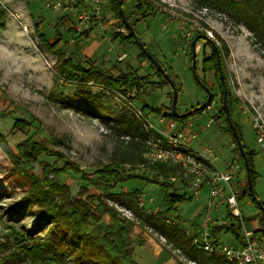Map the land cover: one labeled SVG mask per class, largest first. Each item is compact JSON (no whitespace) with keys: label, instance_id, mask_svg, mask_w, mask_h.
<instances>
[{"label":"rangeland","instance_id":"1","mask_svg":"<svg viewBox=\"0 0 264 264\" xmlns=\"http://www.w3.org/2000/svg\"><path fill=\"white\" fill-rule=\"evenodd\" d=\"M147 1L150 5L141 13H133L137 0H123L122 8L125 14L131 15L129 23L133 24L136 36L147 52L162 64L178 90L177 110L184 113L206 99V93L191 72L190 43L197 35L206 36L208 40L199 39L195 45V73L213 93L212 101L205 109L182 123L154 114L147 116L148 121L155 127L167 129L170 125L174 130L188 128L195 132L190 146L215 149L217 168L226 171L230 165L232 186L237 191L244 187L246 170L243 162L229 134L220 130L222 100L216 77L214 73L201 70V62L211 55V43H214L222 56L227 98L234 106L231 117L239 125L242 143L256 153L253 166L257 177L252 190L264 206V142H256L257 129L264 130L263 53L244 27L213 12L197 9L191 0ZM18 2L27 6L31 18L22 11L21 4L22 8L13 10ZM56 4L57 8L54 7ZM0 6L4 9L0 20V135L3 140L0 144V264H31L26 257L13 253L16 245L11 238L13 232L19 230L50 242L54 253L61 256L62 264H114L98 247L87 238L76 236L62 221L53 224L43 221L45 208L32 196V180L39 177L40 165H51L56 158L41 153L27 173L15 170L12 155L17 153V145L26 139L40 142L61 156L57 161L59 167L72 163L89 174L114 162L122 173L142 177L120 182L117 189L104 196L105 202L121 220L132 222L127 228L135 243L133 259L139 264H169L170 259L175 264H196L184 258L171 242L143 227L139 216H129L122 209L124 206L135 209L134 198L141 194L147 212H163V190L150 181L168 183L173 191L186 198L178 206L185 223L170 222L184 232L189 231L187 223L200 227L205 224L201 209L208 198V187L203 186L199 195L193 196L185 180L179 179L183 185L172 182V176L157 173L154 169L157 163H151L145 157L143 164H117L116 147L128 141L126 134L118 128L138 121V110L144 104L154 108L169 107L171 88L157 75L148 58L137 59L138 45L115 38L118 33L126 35V31L116 19L110 0L94 3L91 0H0ZM72 6L90 15V21L82 24L79 32L75 30L77 18L69 10ZM98 22L101 27L96 26ZM38 33L55 42V46L50 48L42 44ZM122 54L125 58L119 61ZM65 60L78 68H94L112 77L131 72L143 77L144 81L161 86L151 88L146 83L139 96H134L133 92L122 96L95 82L71 80L72 73L62 67ZM164 113L169 114L166 109ZM160 118L164 121L159 122ZM16 120L22 121L25 127H14ZM165 124L169 125L165 127ZM239 165L240 173L244 171L241 177L236 168ZM60 179L69 188L72 198L94 205L90 196L95 190L86 188L79 176L69 172ZM251 200L249 194H245L237 201L241 218L247 227L254 229L259 211ZM229 215L225 206H218L217 211L211 213L215 225H229ZM108 223V217L104 216L102 225ZM218 241L236 245L229 232H221Z\"/></svg>","mask_w":264,"mask_h":264},{"label":"trees","instance_id":"2","mask_svg":"<svg viewBox=\"0 0 264 264\" xmlns=\"http://www.w3.org/2000/svg\"><path fill=\"white\" fill-rule=\"evenodd\" d=\"M191 1L197 9H204L205 11L213 12L228 18V20L236 26L244 27L252 35V38L255 41L254 44L259 46L264 55V0ZM120 2L124 19L128 25L120 14L116 0H110V5L112 6L116 19L119 21L120 26L126 31V35L118 33L115 35V38L118 37L121 42L137 46L134 39V34L136 35V32L133 29V24L129 23L131 15L125 14L122 8L123 0H120ZM149 5L150 2L147 0H137L133 13H141ZM3 15L4 9L0 6V20ZM1 26L2 24L0 23V27ZM129 27L132 28L133 33ZM83 35L86 36L87 34L83 33ZM38 38L42 44L49 45L50 48L55 46V42H50V40L46 39L42 33H38ZM138 50L139 53L137 55V59L139 61L146 59L147 56L142 49L138 47ZM218 54L220 65L223 70L222 56L219 51ZM148 61L155 68L157 75L163 80V82L168 84L160 71L149 59ZM160 65L162 66V64ZM62 67L72 73L70 76L71 80L80 83L95 82L122 96H129L132 92L134 93V96H139L143 91V88L146 86V83L151 88L161 86L160 83L144 81L143 77H138L131 72L122 73L117 77H112L104 71L95 70L94 68H78L71 65V63L67 60H65ZM201 70L204 73H214L222 100V92L219 85V72L214 51H212L209 57L202 60ZM201 82L205 84L203 80H201ZM171 97L172 92L170 93V98ZM227 107L231 122L235 128L237 137L244 150L245 158L248 162V171H246L244 184L245 191L238 192L237 195L238 198H242L245 194H249L251 197V194L247 191V177L250 178L253 185L254 180L257 177V173L255 172L253 166V159L256 153L255 151L248 149L242 143V134L240 132L239 125L237 121L233 120L231 117L233 115L234 106L229 98H227ZM165 109L169 112V114L166 115L164 113ZM201 111L192 112L189 116L200 113ZM140 112L142 117L154 114L159 117L169 118L170 120L179 123L184 122L189 117H172L170 114V106L167 108H154L144 104L141 107ZM219 118L221 132L229 134L232 143L235 145V150L242 160L235 137L233 136L232 130L227 122L222 106L219 111ZM13 126L21 128L25 127V124L22 121L16 120ZM111 128L115 129L114 126H111ZM120 130L126 134L128 141L125 145L121 144L116 147L114 156L115 158L117 156L119 157L117 164H143L144 153L146 151L145 142L149 136V133L144 127L143 121L138 119V121L130 122L129 124L118 128V131ZM1 138L2 137L0 135V144L3 142ZM16 150L17 153L12 155V164L15 170L23 173H27L29 171L36 159V156L41 153H44L48 157L56 158L55 162L51 165L48 163L40 165L39 177L32 180V196L37 199L40 206L45 208L42 219L46 224H53L54 222L58 223L62 221L67 227L75 232L76 236L85 237L94 246L98 247L101 252L105 253L114 264H139L133 259L135 243L131 237L129 229L127 228L132 224V222L125 219L121 220L118 213L105 202L104 196L112 192L118 183L129 178L142 177L134 174L122 173L114 162H110L109 164L104 165L102 168L89 174L79 169L72 163H64L63 166L59 167L57 161L61 160V156L49 151L42 143L32 139H26L18 144ZM154 169L157 173L165 177L176 176L177 174L176 167L167 166L161 163L155 164ZM69 172L79 176L81 181L85 183L86 188H92L95 190V194L90 196V200L94 202V205L80 198H72L70 196L69 188L64 185L60 179L62 175ZM150 182L156 184L163 190V202L165 205L163 212H147L144 208H139L137 204H134L135 209H132V207L129 206H124V208L129 209L134 217L138 218L139 216L142 219L143 227L158 234L160 237L164 238L166 242H171L174 248L179 250L181 255L188 261L196 264H231L214 256H206L196 250L192 245L190 238L185 235V232L179 226L170 222V220H175L185 223L181 220L178 209L179 204L186 200L184 194H178L173 191L171 185L168 183L159 182L153 179ZM135 199L136 197L134 198V201ZM251 201L256 205V208L259 211V219H263L264 211L260 209L255 201ZM104 216H107L109 219V223L105 226L102 225ZM227 220L231 221L229 225L226 223L223 225H211L208 227L210 239L218 241L221 232H229L233 235L235 242L238 245H242V238L240 236L242 227L239 219L235 216L229 215ZM187 224H189L190 229L196 234H202L203 229L200 226H195L190 223ZM26 240L31 241V243H25ZM11 241L14 245H16V249L13 253L15 255L26 257L31 264H62L60 258L61 256L54 253L50 242H45L38 238L35 239L34 236H31V234L26 231L19 230L13 232ZM138 244H143V242H139Z\"/></svg>","mask_w":264,"mask_h":264},{"label":"built area","instance_id":"3","mask_svg":"<svg viewBox=\"0 0 264 264\" xmlns=\"http://www.w3.org/2000/svg\"><path fill=\"white\" fill-rule=\"evenodd\" d=\"M96 1L91 0V3ZM57 6L58 4L54 5L55 8ZM69 10L77 18L78 25L75 26V30L79 32L80 26L90 21V15L85 11H78L73 6ZM91 14L96 15V13ZM96 26L101 27V24L98 22ZM124 57L125 55H122L118 60ZM138 114V118L143 121L149 133L145 142L147 149L144 154L145 159L151 163L176 167L177 174L170 177V180L181 183L180 180H185L193 196H198L203 186L208 187V198L201 209L205 221L201 227L202 234H196L191 229L185 231V235L190 238L195 249L206 256H214L231 264H264V218L260 220V216L257 218L256 231L243 230L242 245H228L210 239L208 227L215 225L211 213L217 211L218 206H225L230 215L239 219L242 229H245V222L238 209V191L232 186L233 170L230 165L226 171H220L215 165L217 159L215 149L210 147L193 149L190 142L196 137V133L188 128L174 130L170 125L167 129L155 127L147 117H142L140 110ZM256 142L258 144L264 142V130L261 128L257 129ZM135 202L139 208H144L143 195H138ZM149 202L152 200L149 199ZM122 209L129 216H133L129 209L124 207Z\"/></svg>","mask_w":264,"mask_h":264},{"label":"water","instance_id":"4","mask_svg":"<svg viewBox=\"0 0 264 264\" xmlns=\"http://www.w3.org/2000/svg\"><path fill=\"white\" fill-rule=\"evenodd\" d=\"M116 3H117V6L119 8V11H120V14L122 15L123 19H124V15H123V12H122V9H121V2L120 0H116ZM124 21L126 22V20L124 19ZM126 24L128 25V23L126 22ZM129 29L131 30V32L133 33V30L131 27H129ZM134 39H135V42L136 44L138 45L139 48L142 49V51L146 54L147 58L153 63V65L160 71V73L164 76V78L166 79L167 83L169 84L170 88H171V92H172V97H171V104H170V114L172 117L174 118H184V117H187L189 116L192 112H198V111H201L203 109H205L211 99H212V91L209 89L208 86H206L205 84H203L201 82V80L197 77L196 73H195V63H196V51H195V45L197 43V41L199 39H205V40H208V38L206 36H195L192 40H191V43H190V47H191V72H192V75H193V78L195 80V82L203 89V91L206 93V99L199 105L193 107L192 109L184 112V113H180L177 108H176V101H177V89L173 83V81L168 77V75L165 73L164 69L162 68V66L160 65V63L154 59L146 50V48L143 46V44L141 43V41L139 40V38L134 34ZM211 47L215 53V56H216V63H217V67H218V72H219V85H220V88H221V92H222V107H223V110L225 112V116H226V119H227V122L232 130V133H233V136L235 137V141H236V144L238 146V150H239V153H240V156L242 158V161H243V165H244V168L246 171H248V162L245 158V154H244V150L242 148V145L240 144V141L237 137V134H236V131H235V128L231 122V119H230V116H229V112H228V107H227V87H226V81H225V76L223 74V71H222V68H221V65H220V60H219V55H218V50L215 46L214 43H211ZM245 191V187H240L238 189V192H243ZM247 191L251 194V198L253 201H255V203L260 207V209L262 211H264V206L258 202L256 196L254 195L253 193V190H252V183H251V180L249 177H247Z\"/></svg>","mask_w":264,"mask_h":264},{"label":"crops","instance_id":"5","mask_svg":"<svg viewBox=\"0 0 264 264\" xmlns=\"http://www.w3.org/2000/svg\"><path fill=\"white\" fill-rule=\"evenodd\" d=\"M20 4L23 6V9H22V11L25 13V15L27 14L28 15V17H30V14H29V11H28V8H27V6H25V5H23L21 2H18V3H16L14 6H13V10H16L15 8H19V7H21L22 8V6H20ZM95 8V7H94ZM70 9V8H69ZM31 18V17H30ZM93 45H98V44H96V43H94ZM122 55H125V54H122ZM121 55V56H122ZM121 56H119V57H121ZM118 57V58H119ZM125 58V57H124ZM162 121H164V119L163 118H160V120H159V122H162ZM173 121V120H172ZM169 124H165V127L166 126H168ZM161 128V127H160ZM163 129H165V128H163ZM237 168V170H238V172H239V175H240V177H241V175L242 174H244V171L242 172V174L240 173L241 172V170H240V165L239 166H237L236 167ZM182 184V183H181ZM240 188V187H239ZM115 189H117V186L115 187ZM260 216V214H258V216H257V218ZM204 217V216H203ZM216 222V221H215ZM245 229L243 228V229H241V231H242V235H243V230H248V231H256L257 230V219L255 220V222H254V224H253V227L252 228H254V229H251V227H247L246 226V224H245ZM242 237V236H241ZM147 243V242H146ZM236 243V242H235ZM237 244V243H236ZM160 251V250H159ZM158 253V252H157ZM156 253V254H157ZM157 255H159V254H157ZM169 264H175L174 263V260L173 259H170L169 260V262H168Z\"/></svg>","mask_w":264,"mask_h":264},{"label":"flooded vegetation","instance_id":"6","mask_svg":"<svg viewBox=\"0 0 264 264\" xmlns=\"http://www.w3.org/2000/svg\"><path fill=\"white\" fill-rule=\"evenodd\" d=\"M211 50L213 51L212 47H211ZM219 55V54H218ZM213 94V93H212Z\"/></svg>","mask_w":264,"mask_h":264}]
</instances>
